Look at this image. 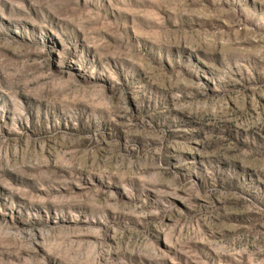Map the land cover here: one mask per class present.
I'll use <instances>...</instances> for the list:
<instances>
[{"label":"rangeland","instance_id":"rangeland-1","mask_svg":"<svg viewBox=\"0 0 264 264\" xmlns=\"http://www.w3.org/2000/svg\"><path fill=\"white\" fill-rule=\"evenodd\" d=\"M0 264H264V0H0Z\"/></svg>","mask_w":264,"mask_h":264}]
</instances>
